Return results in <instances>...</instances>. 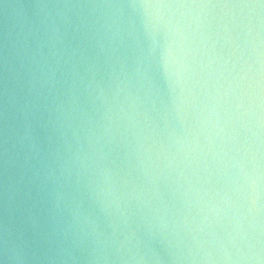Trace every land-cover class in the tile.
Masks as SVG:
<instances>
[{
	"label": "clouds",
	"instance_id": "9594fccd",
	"mask_svg": "<svg viewBox=\"0 0 264 264\" xmlns=\"http://www.w3.org/2000/svg\"><path fill=\"white\" fill-rule=\"evenodd\" d=\"M0 264H264V0H0Z\"/></svg>",
	"mask_w": 264,
	"mask_h": 264
}]
</instances>
